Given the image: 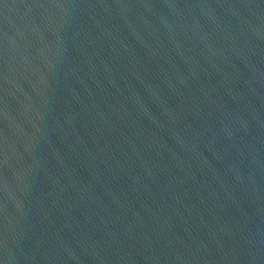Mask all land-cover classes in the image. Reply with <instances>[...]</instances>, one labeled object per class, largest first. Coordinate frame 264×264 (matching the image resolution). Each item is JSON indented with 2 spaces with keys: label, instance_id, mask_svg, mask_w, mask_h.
I'll list each match as a JSON object with an SVG mask.
<instances>
[{
  "label": "water",
  "instance_id": "1",
  "mask_svg": "<svg viewBox=\"0 0 264 264\" xmlns=\"http://www.w3.org/2000/svg\"><path fill=\"white\" fill-rule=\"evenodd\" d=\"M0 264H264V0H0Z\"/></svg>",
  "mask_w": 264,
  "mask_h": 264
}]
</instances>
